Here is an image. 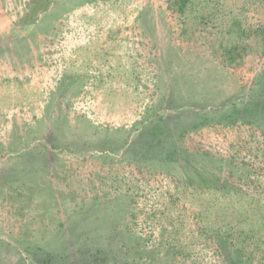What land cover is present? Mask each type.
Returning <instances> with one entry per match:
<instances>
[{"label":"rangeland","instance_id":"rangeland-1","mask_svg":"<svg viewBox=\"0 0 264 264\" xmlns=\"http://www.w3.org/2000/svg\"><path fill=\"white\" fill-rule=\"evenodd\" d=\"M263 86L264 0H0V264H264Z\"/></svg>","mask_w":264,"mask_h":264},{"label":"trees","instance_id":"trees-1","mask_svg":"<svg viewBox=\"0 0 264 264\" xmlns=\"http://www.w3.org/2000/svg\"><path fill=\"white\" fill-rule=\"evenodd\" d=\"M180 6L185 5L188 0H179ZM264 86L259 89V91L252 97V101L248 103L247 106H244L243 108L234 106L229 113H215L212 116L204 115L197 123V127L206 126L213 121L219 120V122L225 121L228 125H235L237 124L241 118L244 116L247 117V115L254 112H260L261 110H264V104H262V101L264 100ZM263 105V106H262ZM245 119V118H244ZM236 257L232 261V264H251V260L248 258H244V256L240 257V255L236 254Z\"/></svg>","mask_w":264,"mask_h":264}]
</instances>
